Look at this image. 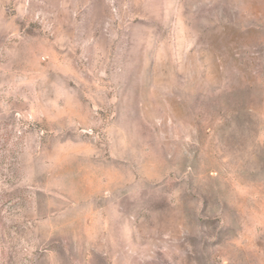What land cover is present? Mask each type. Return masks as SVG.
Segmentation results:
<instances>
[{
	"label": "rangeland",
	"instance_id": "1",
	"mask_svg": "<svg viewBox=\"0 0 264 264\" xmlns=\"http://www.w3.org/2000/svg\"><path fill=\"white\" fill-rule=\"evenodd\" d=\"M0 264H264V0H0Z\"/></svg>",
	"mask_w": 264,
	"mask_h": 264
}]
</instances>
